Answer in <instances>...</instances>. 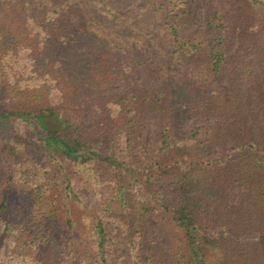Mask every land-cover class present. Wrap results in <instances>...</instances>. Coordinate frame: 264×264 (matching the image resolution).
I'll use <instances>...</instances> for the list:
<instances>
[{
  "label": "trees",
  "instance_id": "1",
  "mask_svg": "<svg viewBox=\"0 0 264 264\" xmlns=\"http://www.w3.org/2000/svg\"><path fill=\"white\" fill-rule=\"evenodd\" d=\"M0 264H264V0H0Z\"/></svg>",
  "mask_w": 264,
  "mask_h": 264
},
{
  "label": "rangeland",
  "instance_id": "2",
  "mask_svg": "<svg viewBox=\"0 0 264 264\" xmlns=\"http://www.w3.org/2000/svg\"><path fill=\"white\" fill-rule=\"evenodd\" d=\"M96 37H98V35H96ZM76 120H77L78 123L80 122L79 119L76 118ZM33 127L34 126H31V124L26 125V128L28 129V131L31 130V128H33ZM30 133H32V132H30Z\"/></svg>",
  "mask_w": 264,
  "mask_h": 264
}]
</instances>
